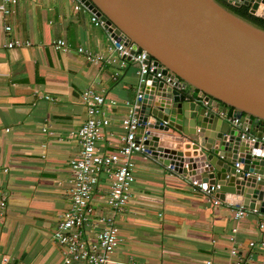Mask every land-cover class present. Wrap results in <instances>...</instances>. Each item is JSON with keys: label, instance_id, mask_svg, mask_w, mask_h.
I'll return each mask as SVG.
<instances>
[{"label": "crops", "instance_id": "0c3cea01", "mask_svg": "<svg viewBox=\"0 0 264 264\" xmlns=\"http://www.w3.org/2000/svg\"><path fill=\"white\" fill-rule=\"evenodd\" d=\"M78 2L25 0L10 16L0 14V192L8 195L7 209L0 216V258L11 247L21 259L15 264L61 263L56 243L37 241L36 236L26 244L23 241L32 223H46L57 214L50 221L54 229L67 207L68 164L79 147L75 140L55 137L84 121L82 91L92 87L118 101L106 128L115 135L121 133L119 123L128 111L125 101L132 102L138 92L137 65L95 64L77 52L82 47L108 55L112 39L91 20L89 11L74 9ZM5 24L10 25L9 31ZM15 38L31 44L4 46ZM58 39L66 42L68 51L54 46ZM226 116H231L229 110ZM252 133L264 136V125ZM132 158L135 181L119 218L117 260L126 264H229L233 259L229 237L236 227L239 250L250 251L253 264H264V246H248L250 241L264 240V213L248 211L234 220L230 203L212 204L189 180L150 155L135 153ZM3 168L8 171L4 173ZM20 233L19 243L13 246Z\"/></svg>", "mask_w": 264, "mask_h": 264}, {"label": "water", "instance_id": "95a60500", "mask_svg": "<svg viewBox=\"0 0 264 264\" xmlns=\"http://www.w3.org/2000/svg\"><path fill=\"white\" fill-rule=\"evenodd\" d=\"M78 1L112 39L131 54L146 51L175 82L146 76L139 133L146 130L149 155L216 186L222 202L264 213V141L252 133L264 125V28L218 0ZM226 2L264 18V0Z\"/></svg>", "mask_w": 264, "mask_h": 264}, {"label": "built area", "instance_id": "2783aa9c", "mask_svg": "<svg viewBox=\"0 0 264 264\" xmlns=\"http://www.w3.org/2000/svg\"><path fill=\"white\" fill-rule=\"evenodd\" d=\"M21 1L25 0H0L2 17L10 16L14 7ZM74 9L86 8L78 2ZM91 20L96 25H102V21L92 13ZM4 28L9 31L11 27L5 24ZM30 44V41L15 38L4 46L14 48ZM54 46L63 51L69 50L63 39L56 40ZM108 51L110 54L107 55L90 52L82 47L77 49L86 60L95 64L104 62L125 66L131 62L137 65L138 92L132 102L125 101L128 111L119 123L121 133L115 135L108 133L106 128L111 124L118 101L92 87L84 89L80 97L85 108L84 121L78 128L70 129L65 135L55 137L58 141L75 140L79 147L77 155L68 164L67 207L59 215L52 232V239L59 247L62 256L60 264H126L117 260L114 253L121 242L119 218L128 206L135 181L132 156L135 153L149 156L143 143L146 130L141 136L139 133V109L144 95L146 76L156 78L158 82L164 81L171 85L175 83L170 75L163 74L162 67L144 50L137 49L131 54L129 46L111 39ZM233 122L241 125L237 118ZM260 140L264 141V136ZM106 145L110 146V150L106 149ZM2 171L5 173L8 169L3 168ZM191 183L203 192L212 204L223 203L214 196L216 186H202L196 181ZM7 197V193L0 192V216H3L7 209ZM231 209L234 220H239L249 211L235 205ZM236 232V227H233L229 237L232 243L229 253L233 259L229 264H253L250 251L242 253L239 250ZM256 245L264 246V240L248 243L249 248ZM0 264L15 263L11 262L9 256L3 255ZM207 264H211V261H207Z\"/></svg>", "mask_w": 264, "mask_h": 264}, {"label": "rangeland", "instance_id": "374dc122", "mask_svg": "<svg viewBox=\"0 0 264 264\" xmlns=\"http://www.w3.org/2000/svg\"><path fill=\"white\" fill-rule=\"evenodd\" d=\"M53 217L57 218V214H55ZM53 217L52 218H47V221L45 220L46 223L39 222V221H35L34 223H32L31 224V228L32 229L30 230L29 235L24 239L23 243L26 244L27 242L30 241L32 236H36L37 241L40 240V241H43V243L45 242V243H47L49 245L54 244V241L52 239V232H53L54 229H53V225H51V223H50L51 220H53V221L55 220ZM22 233H20L19 236L15 237V239L13 241V246H15V245H17L19 243ZM5 251H6L5 254L10 256L12 263H14L16 261V259L20 263L21 259L20 258H16L17 257L16 256V251H13V249L11 247L6 248ZM2 253H4V249H3ZM34 253H36V251ZM25 260L29 261V259H27V258Z\"/></svg>", "mask_w": 264, "mask_h": 264}, {"label": "trees", "instance_id": "16d2710c", "mask_svg": "<svg viewBox=\"0 0 264 264\" xmlns=\"http://www.w3.org/2000/svg\"><path fill=\"white\" fill-rule=\"evenodd\" d=\"M218 1L224 6H226L227 8H229L230 10H232L234 13L264 28V18L250 13L248 6L243 5V4L239 6H235L233 4L227 3L226 0H218ZM228 110L230 113H232L233 111L232 108H229Z\"/></svg>", "mask_w": 264, "mask_h": 264}]
</instances>
